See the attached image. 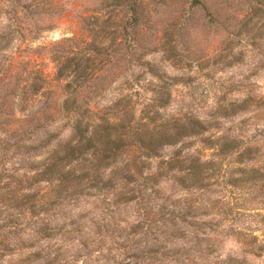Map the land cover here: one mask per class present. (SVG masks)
Returning a JSON list of instances; mask_svg holds the SVG:
<instances>
[{"label": "rangeland", "instance_id": "obj_1", "mask_svg": "<svg viewBox=\"0 0 264 264\" xmlns=\"http://www.w3.org/2000/svg\"><path fill=\"white\" fill-rule=\"evenodd\" d=\"M0 264H264V0H0Z\"/></svg>", "mask_w": 264, "mask_h": 264}, {"label": "trees", "instance_id": "obj_2", "mask_svg": "<svg viewBox=\"0 0 264 264\" xmlns=\"http://www.w3.org/2000/svg\"><path fill=\"white\" fill-rule=\"evenodd\" d=\"M81 139V138H80ZM91 139V138H90ZM95 139V138H94Z\"/></svg>", "mask_w": 264, "mask_h": 264}]
</instances>
